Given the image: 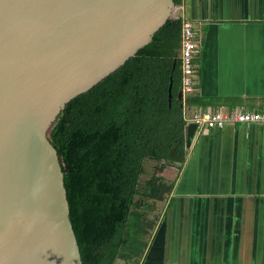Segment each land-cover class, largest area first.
<instances>
[{
    "label": "water",
    "instance_id": "95a60500",
    "mask_svg": "<svg viewBox=\"0 0 264 264\" xmlns=\"http://www.w3.org/2000/svg\"><path fill=\"white\" fill-rule=\"evenodd\" d=\"M175 8L0 0V264H83L50 134L66 106L148 45ZM196 131L187 126V150Z\"/></svg>",
    "mask_w": 264,
    "mask_h": 264
},
{
    "label": "trees",
    "instance_id": "16d2710c",
    "mask_svg": "<svg viewBox=\"0 0 264 264\" xmlns=\"http://www.w3.org/2000/svg\"><path fill=\"white\" fill-rule=\"evenodd\" d=\"M181 42L182 17L169 19L120 69L72 100L50 134L83 264H140L150 243L152 214L173 189L163 173L181 169L189 152L177 100ZM188 104L206 105L196 96Z\"/></svg>",
    "mask_w": 264,
    "mask_h": 264
},
{
    "label": "crops",
    "instance_id": "0c3cea01",
    "mask_svg": "<svg viewBox=\"0 0 264 264\" xmlns=\"http://www.w3.org/2000/svg\"><path fill=\"white\" fill-rule=\"evenodd\" d=\"M199 47L188 110L264 112V0H182ZM179 58V57H178ZM140 264H264V128L196 133ZM118 264H123L119 262Z\"/></svg>",
    "mask_w": 264,
    "mask_h": 264
},
{
    "label": "built area",
    "instance_id": "2783aa9c",
    "mask_svg": "<svg viewBox=\"0 0 264 264\" xmlns=\"http://www.w3.org/2000/svg\"><path fill=\"white\" fill-rule=\"evenodd\" d=\"M183 10L182 5H176L174 17L176 19L181 16ZM199 47L194 40L193 27L190 21L182 19V42L180 51L181 61V91L183 103V117L188 124H195L197 133L210 130H223L229 125H259L264 128V112L253 111H233L225 110H188V99L192 97L197 87L198 81L195 80V58L198 54Z\"/></svg>",
    "mask_w": 264,
    "mask_h": 264
},
{
    "label": "rangeland",
    "instance_id": "374dc122",
    "mask_svg": "<svg viewBox=\"0 0 264 264\" xmlns=\"http://www.w3.org/2000/svg\"><path fill=\"white\" fill-rule=\"evenodd\" d=\"M162 206H164L163 203H158L157 204V213H159V210L161 209Z\"/></svg>",
    "mask_w": 264,
    "mask_h": 264
},
{
    "label": "clouds",
    "instance_id": "9594fccd",
    "mask_svg": "<svg viewBox=\"0 0 264 264\" xmlns=\"http://www.w3.org/2000/svg\"><path fill=\"white\" fill-rule=\"evenodd\" d=\"M181 88H182V86H181ZM181 88H180V91H181ZM181 95H182V91H181ZM194 96V95H193ZM192 96V97H193ZM181 101H182V96H181ZM182 108H183V103H182ZM189 125V124H188ZM196 133H197V131H196Z\"/></svg>",
    "mask_w": 264,
    "mask_h": 264
}]
</instances>
